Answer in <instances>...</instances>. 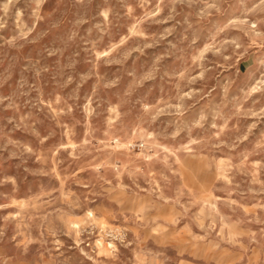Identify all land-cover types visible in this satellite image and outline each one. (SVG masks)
<instances>
[{
  "label": "rangeland",
  "instance_id": "374dc122",
  "mask_svg": "<svg viewBox=\"0 0 264 264\" xmlns=\"http://www.w3.org/2000/svg\"><path fill=\"white\" fill-rule=\"evenodd\" d=\"M0 264H264V0H0Z\"/></svg>",
  "mask_w": 264,
  "mask_h": 264
}]
</instances>
